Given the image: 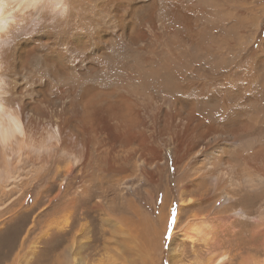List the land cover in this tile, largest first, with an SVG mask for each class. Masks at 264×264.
Listing matches in <instances>:
<instances>
[{
  "label": "bare ground",
  "instance_id": "1",
  "mask_svg": "<svg viewBox=\"0 0 264 264\" xmlns=\"http://www.w3.org/2000/svg\"><path fill=\"white\" fill-rule=\"evenodd\" d=\"M215 1L191 2L215 7L218 5ZM178 2L180 0H0V230L24 229L28 224L27 213L43 204L26 229L24 238L32 247L53 243L49 253L60 247L53 256V264H73L74 256L82 246L86 247L84 252L93 246L92 231L96 227L110 226L113 222L117 228L125 225L128 233L134 230L140 234L144 226L134 218L132 205L127 201L124 204L123 200L128 195L138 196L136 193L141 192L145 188L142 185L148 181L150 188L147 192L152 201L153 191L158 185L159 162L166 161L171 151L165 145L161 157H157L159 138L163 137L164 142L173 138L174 142L177 139L178 145L198 147L196 160L206 157L204 166H199L198 171L191 172L193 168H189L182 173L196 185L197 194L192 202L207 199L209 188L206 182L212 179L216 181L215 191L234 185L249 190L253 188L254 183L247 176L240 178L234 171L236 165L233 168L224 157L226 147H232L229 141H233L236 134L243 133L246 134L243 136L246 150L232 152L234 159L242 160L249 167H254L257 160L260 162L256 158L262 157L263 153L253 148L254 140L250 136L257 120L252 123V116L247 115L242 121L240 118L237 121L232 119L229 127H213L205 118L196 115L198 110L195 114V87L187 90L183 84L202 79V70L200 72L195 66H208L220 72L228 66H237L242 61L240 54L244 58L239 48L247 38L225 36L223 17L216 8L214 15L218 18L208 14L203 27L200 30L199 26L195 27L189 36L198 40L197 35L204 31L206 36L202 37L206 41L199 39L192 43V39H184L190 26L178 12ZM5 4L11 5L10 12L5 11ZM160 6L165 8L164 16L167 18L156 26ZM218 21L222 23L220 29ZM146 31L150 40L145 38ZM213 31L217 34L211 35ZM162 33H169L171 40L158 41V34ZM161 42L167 55L159 63L156 58L159 51L146 47ZM192 47H196L194 50L198 53H191L194 51ZM190 53L191 58L186 57ZM161 75L172 76L181 93L174 92L171 83L161 86ZM215 82L204 81L196 85L198 94L202 93V103H210L206 104L208 111L215 109L216 104L235 103L236 96L229 101L223 98L233 89H224V93L216 91L218 87L212 90ZM252 87L255 90L256 87ZM263 87L260 91H264ZM234 114L239 115L240 112L235 110ZM204 128L221 129L222 137H214L210 152L204 149L207 146L204 137L208 132ZM192 175H195L193 179ZM261 182L264 184V178ZM183 187L180 194H175L177 200L172 199L177 203L173 224L165 218L161 242L153 244V250L159 247L154 261L159 259L158 253L164 245H167L168 256L174 252L170 247L172 239H165L164 235L170 225L176 228L183 194L191 192L186 184ZM248 193V190H238L231 195L224 193L219 205L231 199L236 204ZM253 198H256L254 207L257 204V208L264 206V193ZM232 203L227 207H232ZM137 208L139 206L136 205L134 210ZM127 210L131 212V218ZM252 212L254 210L240 209L218 220L223 229L231 228L230 236L234 237L235 229L229 227L231 219L236 221L242 217L247 220ZM77 228L78 234L74 230ZM149 229L141 232V237H146L147 248L139 255L133 250H127L126 254L142 261L148 259L153 232ZM73 230L76 234L71 233ZM34 232H38V236L29 237ZM154 232L158 236L159 232ZM181 232L191 242L199 237L204 242L203 246L213 247V252L206 259L204 257V261L200 258L193 260L192 264H264V259H258L261 248H264V218L247 232L250 238L261 237V242L246 241L241 247L236 243L230 246L226 240L229 248L215 250L221 239L215 228L204 219L187 221ZM52 233L56 234L54 240H51ZM2 243L5 242L2 240ZM23 243L24 239L21 248ZM28 252L25 253L28 256L35 253L33 250ZM90 254H86L89 255L87 261ZM17 256L21 258V255ZM123 259L122 264L133 262ZM173 260L172 257L169 263H179H173Z\"/></svg>",
  "mask_w": 264,
  "mask_h": 264
},
{
  "label": "rangeland",
  "instance_id": "2",
  "mask_svg": "<svg viewBox=\"0 0 264 264\" xmlns=\"http://www.w3.org/2000/svg\"><path fill=\"white\" fill-rule=\"evenodd\" d=\"M189 1H190V3H189ZM191 1H194V0H180V2L177 3L178 5L176 4V6H177L176 8L179 9L178 12L180 11L179 13L183 14L182 19H184V21L187 23V25L190 26L189 27L190 30L188 29L189 33L184 34V39H192V38H189V36H191L193 34L195 27L197 28L199 26L198 27L199 30L201 27H203V21L204 22L206 21L204 18L207 17L208 14H212V16H215L216 18H218L216 15H214V12L216 11L214 9H216V8H217V10L221 11V14L223 17V34L225 36L229 37L231 35V36L236 37V39H240L242 36H244V37L246 36V38H247L245 44L239 48V51L242 52V54L244 55V58L240 54L242 61L238 62L237 66L234 65L235 67H233V68H232V66H228V67H226V69L224 68L222 70V72L218 71L217 69L215 70L214 68L208 67V66H204V67L203 66L202 67L201 66H195V68L199 69L200 72L202 70V72H201V73H203L202 79L199 81H194V82L193 81H185L183 84L185 85L187 90H189L190 88L194 89V87H195L194 90H196V94H194V95H196V96L193 97L195 99V101L197 102L196 105L194 106L195 114L198 110L196 115H200L202 118H205V120H207L213 127L216 125L217 128H224V127L226 128V127L231 126L229 121H231L232 119L236 118L235 120L237 121L240 118L239 120L242 121L244 118H247L249 115L252 116V123H254L256 120L258 121V122L256 121L254 123L255 126L253 129H251L250 136L254 140L253 141V148L257 151H262V153H263L262 154L260 152V154H262V157L256 158V159H259L261 163L258 162V160H257V163H255V164L253 163L254 167H249V166H246L242 160L234 159V156H233L234 153H232V152L236 153V151L243 152L244 150H246V142L244 141V137H243L246 134L243 135V133H240V135L238 134L239 136L236 134V137L233 139L234 142L229 141L230 144H232V147L230 145L228 147H226L227 153L224 157V159L225 160L227 159L226 161H228L232 165L233 168L236 165V169L234 168V171L235 172L237 171L236 173L238 174V176L240 178L247 176L249 178V180H251V182L254 183V184L251 183L253 185V188L249 190V189H245L241 185H239V186L234 185L235 187L232 186V188L224 187L223 191H221V190L215 191L214 186L216 184V181H214L212 179V180H208V182H206V184H208V188L210 189V190L209 189L207 190V194H208V195L206 194L207 199L202 200V201H196V203L192 202V201H194L193 196H195V194H197V192H196L197 189H195L196 185H194L193 183H190V181L187 179V176L186 175L183 176V174H184L183 172L189 171V168H193V170L190 169L191 172L192 171H198L199 166H201V165L204 166V162L206 161V157L203 156L202 157L203 160H200V161L196 160V159H198L197 158V156H198L197 152L199 149L198 147L185 145L187 147L186 148L183 145H180V144L178 145V142L176 141L177 139L174 142L173 138H171L169 140V139H167L168 138L167 136H164L167 139L166 142L163 141V139H164L163 137L159 138L158 143L156 145L158 148V149H156L158 151L157 157H161V154L163 153L162 150L165 147V145H166V147L170 148L171 151L169 152L170 154H169L168 159L166 158L167 159L166 161L164 160L163 163H161V161L159 160L161 167L159 168V170L157 172V180H158L157 184L158 185H156V188H155L156 190L154 189V191H153L152 201L150 200V197H149L148 192H147V191H149V188H150L148 181H145L144 185H142V188H143V186L145 187L141 191L142 193L141 192L136 193L138 196L128 195L129 197L126 196V198L123 200V203L127 201L128 204L132 205V210L135 213L134 218L139 219V221L142 223V227L144 226L142 231H141L142 233L146 232L145 229H147V228H150L149 230H151V231L153 229V232H151L152 241L150 243L151 244L150 250L147 254L148 259L145 261H142V260H139V258L136 256L126 254L127 250H129V251L133 250L134 253H138V255H139L142 252V250L145 249V247H146V244H147L146 237L144 235L141 237L142 233L140 232V234L138 235V231H134V230H133V233H128L125 225H124V227H118L117 228L116 226H114V223L111 222L110 226L105 225L104 227H98V228L96 227L93 229V231H92L93 240H94L93 246L92 247L90 246L86 252H84V248H86V247L82 246L79 249V253L74 256L75 260H74L73 264H122L124 261L123 258L133 260V262H131V264H137V263L138 264H170L169 260L172 257L174 258L173 263L175 261H177L180 264H192L193 260H196V259L200 260V258L202 261H204L207 258V256L213 252V247L212 246H203L204 242L202 243V239L199 237L196 238L195 242H191V240H189L190 238L187 237L185 234L184 235L180 234V233H182L181 229L187 224V221L188 222L189 221L195 222L196 220H199V219L200 220L201 219L207 220V222L209 221V224L215 228V232L219 236L218 237L219 240L221 239V241H219V246L214 248L215 250H219L223 247L229 248L228 244L225 242L226 240L229 241L230 246H234V244L236 243L240 247H241V245L245 244L243 242H246V241H252V240L255 241L256 240V242L259 243L262 240L261 237H257L254 239L250 238L249 234L247 232L249 231V228L252 225H254L257 221L264 218V206L257 208L259 206L258 204L256 207H254V205H253V201L256 199V198H253V196L255 195V197L257 196V198H258L262 193H264L263 192L264 191V184H262V182H261L262 179L264 178V157H263L264 156V91H260V89L264 85V0H216L215 2L218 5L215 7L211 6V5H206V4L203 5V3L198 5L197 3L194 4V2H191ZM174 4H175V2H174ZM188 5L191 7H189ZM161 7H163V6L159 7L160 10L158 8V14L156 17V21L159 23L156 22V26L160 25L161 21H163L164 19L167 18L166 16H164V15H166L165 14V8H161ZM205 12H207V13L205 14ZM215 17H213V18H215ZM251 22H252V25H251ZM255 22H256V24H255ZM221 24L222 23L220 21H218L219 26H217V27L221 28ZM154 31H157V29H155ZM215 31H213L214 33L211 35H216L217 33ZM147 34H148V32L146 31L145 38H147V40H150L151 38H149V35H147ZM202 34L197 35V38L199 36L198 40H196V38H194L195 37L194 36L192 39L193 40L192 43L198 42L199 39L206 41V38H203L206 36V34H204V31ZM158 35H159V37L157 38V40L159 39V40L165 41V42H168L171 40V36L169 33H162V34H158ZM166 38H168V40ZM162 43L163 42L146 47L149 49L151 48V49L157 50V52L159 51L157 53L159 55H156V58L159 59V61H158L159 63L161 61L160 59H163L167 55L165 49L162 47ZM171 46H173V49H174V45H171ZM195 48L196 47H192V50H194ZM163 49H164V51H163ZM167 49L168 48H166V50ZM183 52H185V50ZM191 53L196 54V53H198V51L194 50ZM191 53L189 54L190 56L188 55L186 57L191 58V56H192ZM237 57H238V53H237ZM197 62H199V60H197ZM189 63L192 65L193 62H189ZM195 64H198V63H195ZM192 66H194V65H192ZM213 70H214V72H213ZM211 71L213 73H211ZM212 77H213V79H212ZM223 77H225V78H223ZM225 79H226V81H225ZM160 81H161V86H164V85L168 86V84L171 83L172 84L171 88H174V92H176L177 94L181 93L180 89H179L180 87L178 85V82H176L172 76L167 77L165 75H161ZM204 81H205V83H211L213 81H216L215 83L212 84L211 89L216 90L218 87V89L216 91H219L222 93H224L223 92L224 89H226L227 91H228V89H233V92H228L226 97L224 94L223 98H226V101H229V99H231V97L234 98L236 96L234 99L235 103L230 102L229 105L216 104L215 109L208 111L206 104L209 105L210 103H206V104L202 103V101H201L203 99L201 96L202 93L200 92L198 94L199 87H196V85L198 83H200V82L203 83ZM253 85L256 87L255 90H253V87H252ZM259 86H260V88H259ZM206 90H208V89H206ZM239 92H242L240 96H239ZM244 94H246V95H244ZM196 97H197V99H196ZM235 110H238V112H240V114L235 115L234 114ZM255 112H256V115L254 114ZM259 113H260V115H259ZM228 114H230V115H228ZM241 115H242V117H240ZM260 123L262 124V126ZM221 125H223V126H221ZM204 129H206V128H204ZM206 130H208V132H207V135L204 137V141H205L207 146H205L204 149L206 151L210 152L212 149V146H213L212 142H213L214 137L215 138L216 137H222V133H220L221 129L217 130V129L211 128V129H206ZM213 133H218V134H213ZM210 142H211V144H210ZM223 145H225V144H222V146ZM209 146H210V148H209ZM235 162H237V163L235 164ZM168 163H169V165H168ZM199 170H201V168H199ZM246 170H248V171H246ZM168 176H170V177H168ZM194 177H195V175H192L191 179H193ZM223 177L226 179L225 176H223ZM174 181H176V182H174ZM184 184H186L188 186L187 190L191 191V192L183 194V201H182L183 204L179 206V208H180V219H179V222H177V224H176V228L174 225H170L168 227L166 233H165L166 236L164 235L165 239L166 238L172 239L171 240L172 243H171L170 247L172 248V250L174 252L171 256H168L169 253L168 254L166 253L167 252V245L166 246L164 245L165 247L164 246H163L164 248L162 247L163 250H161L160 254L158 253L159 259L154 261L155 260L154 256L158 252L159 247H157V248L155 247V249L153 250V247H154L153 244L156 245V244H159L161 242L159 240L161 239V234H162V229H163L162 225L164 224L163 221H165L164 219L166 218L168 220V222L169 221L172 222L174 216L177 214V203H175L173 200H177L176 195L181 193L180 190H184V187H183ZM238 190H241V191L248 190V192H250V193H248V195H246L245 197L239 199V202H237L236 204L232 203L233 199H231V200H226L222 203V205H219V203L221 202V200H219V199H221V197L224 193L231 195ZM163 198H165L164 202H163ZM190 198H192V199H190ZM263 199L264 198H262V200ZM154 201H156V202H154ZM188 201H190L192 204ZM153 202L155 203V206L152 205ZM162 202H163V204H162ZM132 203H134L135 206L136 205L139 206V208H137L138 210L136 209L137 211L134 210L135 206ZM229 203H232L233 206L231 207V205H230V207L228 208L227 205ZM42 205H40L38 208L34 209L33 211L29 212V214L27 213L26 217H27L28 224H27V226L24 227V229H21L19 231H13L10 229L0 230V234L2 233L0 235V241H1L0 242V264H53V259H54L53 256H55V254H57V252H59L60 247L56 248L55 251L53 250L52 253H49V250H51L53 248V245H54L53 243L47 244V245L40 243L39 245L32 247L33 245L25 242V238H24L26 236V233H27L26 229L31 224L32 220L34 219V216L37 215V213H38L39 209L42 207ZM226 208H227V210H225ZM146 209H147V211H146ZM240 209L250 210V211L254 210V212H252L250 214L251 220L250 219L245 220L242 217L236 218V221L231 219L229 227H233L235 229L234 235H236L234 237L233 236L231 237L230 236V231H231L230 229L231 228L223 229L221 227V223L218 220V218L221 216H226V215L231 216L233 213L238 212V210H240ZM159 210H160V212H159ZM171 211H172V213H171ZM186 211H188V212H186ZM126 212H127L128 217L131 218V212H129L128 210ZM137 212H141V213L138 215ZM144 213H145V215H144ZM191 214H192V216H191ZM147 215H149L150 217ZM194 217H196V219ZM188 218H190V219L188 220ZM146 219H147V221H146ZM173 222H172V224H173ZM222 229H223V231H222ZM5 230H7V231H5ZM74 230L76 231L77 234L80 233L78 231V228L74 229ZM74 230L71 231L72 234L75 233ZM154 231L159 232L158 236H156L157 233H155ZM37 233L38 232L31 233L29 235V237H33V238L37 237L38 236ZM133 235H135L136 237H133ZM153 236H155V237H153ZM103 237H105V239ZM129 237H131V238H129ZM23 239H24V243H23L24 245H23V248H21L20 244H21ZM54 239H56V234L52 233L51 240H54ZM2 240L5 243H2ZM165 248H166V251H165ZM262 248H261L262 251H260V254L258 255V257H259L258 259L260 261H262L264 259V251H263L264 248L263 249ZM77 249L75 247L76 251H77ZM24 250H25V252H24ZM32 250L35 251L36 254L34 253L33 256L32 255L28 256V253H29L28 251H32ZM26 252H28V253L25 254ZM90 252H91V254H90ZM17 254L21 255V258H20V256L16 257ZM86 254H90L89 261H87V258L89 255H86ZM121 257H122V259H121ZM204 257H205V259H204ZM151 259H153V260H151Z\"/></svg>",
  "mask_w": 264,
  "mask_h": 264
},
{
  "label": "clouds",
  "instance_id": "3",
  "mask_svg": "<svg viewBox=\"0 0 264 264\" xmlns=\"http://www.w3.org/2000/svg\"><path fill=\"white\" fill-rule=\"evenodd\" d=\"M10 8H11V5H7V4L4 5V9H5L6 12H10L9 11Z\"/></svg>",
  "mask_w": 264,
  "mask_h": 264
}]
</instances>
